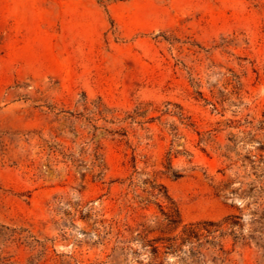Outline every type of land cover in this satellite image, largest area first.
<instances>
[{
  "label": "rangeland",
  "instance_id": "1",
  "mask_svg": "<svg viewBox=\"0 0 264 264\" xmlns=\"http://www.w3.org/2000/svg\"><path fill=\"white\" fill-rule=\"evenodd\" d=\"M0 264H264V0H0Z\"/></svg>",
  "mask_w": 264,
  "mask_h": 264
},
{
  "label": "trees",
  "instance_id": "2",
  "mask_svg": "<svg viewBox=\"0 0 264 264\" xmlns=\"http://www.w3.org/2000/svg\"><path fill=\"white\" fill-rule=\"evenodd\" d=\"M202 225V227H212L213 224L211 223H202L197 225H191L186 230H184V234H186L187 239H190L192 237H197L199 232V227ZM209 233V232H207Z\"/></svg>",
  "mask_w": 264,
  "mask_h": 264
}]
</instances>
